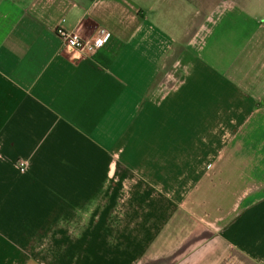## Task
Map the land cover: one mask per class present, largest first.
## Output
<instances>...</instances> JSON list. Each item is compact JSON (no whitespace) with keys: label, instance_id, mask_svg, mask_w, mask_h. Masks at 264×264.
<instances>
[{"label":"crops","instance_id":"1","mask_svg":"<svg viewBox=\"0 0 264 264\" xmlns=\"http://www.w3.org/2000/svg\"><path fill=\"white\" fill-rule=\"evenodd\" d=\"M0 264H264V0H0Z\"/></svg>","mask_w":264,"mask_h":264},{"label":"built area","instance_id":"2","mask_svg":"<svg viewBox=\"0 0 264 264\" xmlns=\"http://www.w3.org/2000/svg\"><path fill=\"white\" fill-rule=\"evenodd\" d=\"M55 36L67 47L78 49L87 56L92 57L96 52L100 51L110 41L112 34L105 29L98 30L92 39H85L74 31H68L62 27L55 30ZM26 162L21 161L20 165L24 167Z\"/></svg>","mask_w":264,"mask_h":264}]
</instances>
